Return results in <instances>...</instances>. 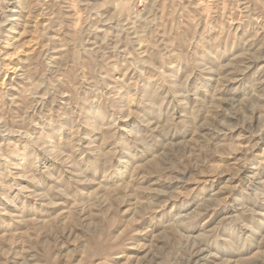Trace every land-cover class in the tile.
Here are the masks:
<instances>
[{
	"label": "rangeland",
	"instance_id": "1",
	"mask_svg": "<svg viewBox=\"0 0 264 264\" xmlns=\"http://www.w3.org/2000/svg\"><path fill=\"white\" fill-rule=\"evenodd\" d=\"M0 264H264V0H0Z\"/></svg>",
	"mask_w": 264,
	"mask_h": 264
}]
</instances>
